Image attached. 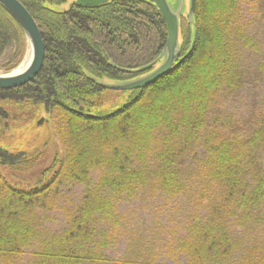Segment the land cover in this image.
I'll use <instances>...</instances> for the list:
<instances>
[{
  "label": "trees",
  "instance_id": "16d2710c",
  "mask_svg": "<svg viewBox=\"0 0 264 264\" xmlns=\"http://www.w3.org/2000/svg\"><path fill=\"white\" fill-rule=\"evenodd\" d=\"M18 1L45 55L32 81L0 90V137L43 106L58 157L28 189L0 174V264H264V106L240 118L235 105L246 85L264 89V0H195L181 63L128 91L103 83L152 70L134 73L166 43L155 6ZM26 46L0 9V70L16 68ZM105 91L116 96L107 110ZM23 158L0 148L2 167L24 168ZM170 205L184 217L172 235L159 221ZM144 215L156 232L135 221Z\"/></svg>",
  "mask_w": 264,
  "mask_h": 264
},
{
  "label": "rangeland",
  "instance_id": "374dc122",
  "mask_svg": "<svg viewBox=\"0 0 264 264\" xmlns=\"http://www.w3.org/2000/svg\"><path fill=\"white\" fill-rule=\"evenodd\" d=\"M73 1L74 0H67L64 4ZM54 8L55 7H52V9ZM59 8H61L59 11L64 10L66 8V4L65 6L63 5ZM186 18L187 16L185 14L180 18V31L186 23ZM27 52L28 46H26L21 63L11 71L6 72L4 70H0V74H8L16 70L25 60ZM114 96L115 94L111 92L105 91L102 93L100 98L105 102L103 107L106 110L111 107V102L116 97ZM236 101L238 102L235 103V105L239 107L237 112L238 117L250 118L253 116L254 112H259L260 108L264 106V89L259 86L255 88L251 85H246L240 92ZM232 110L233 103L227 107V112ZM24 113L19 115V117L14 120L13 125L9 126L7 129L6 127L3 128V132L0 137V148L22 155V157H24L23 159H28V166H25L24 168L17 166L11 168L0 166V174L13 186L28 189L34 187L38 183L42 184L44 181H42L41 178L45 180V172H48V175H50L49 169L51 168L54 159L58 157V147L56 142L51 137L49 121V119L51 120V117L46 114L44 107L41 106L36 108V111L30 115H24ZM43 117L47 119L48 125L46 126L45 124L37 127L36 123ZM168 209L171 211L166 210L165 213L162 214L164 218H159V221L163 224V227L167 229L166 232H170L172 235L171 232L173 231L171 230V227L175 226L177 223L180 225V222L184 221V217L183 215L181 217L173 205H170V208ZM168 215H171L173 219L171 223L167 221L166 216ZM137 216L139 215L137 214ZM153 220L154 218L152 215H144V217L140 220L139 218L135 219L138 224L140 221L143 224L142 227L145 229L143 232H156L153 231L155 226ZM157 232L165 231L158 229ZM176 233L175 236H177ZM168 262H172V259L168 260Z\"/></svg>",
  "mask_w": 264,
  "mask_h": 264
},
{
  "label": "water",
  "instance_id": "95a60500",
  "mask_svg": "<svg viewBox=\"0 0 264 264\" xmlns=\"http://www.w3.org/2000/svg\"><path fill=\"white\" fill-rule=\"evenodd\" d=\"M112 0H74L69 8L75 6L83 9H98L108 5ZM155 6L161 14L167 29V39L158 60L134 73L151 70L144 76L122 84H104L103 87L112 91H128L141 89L169 73L172 68L181 63L180 58V18L185 14L190 25L193 24L195 0H146ZM0 9L6 11L22 30L31 52L28 65L21 71L14 70L8 74H0V90L15 89L32 81L39 73L45 55L44 42L40 30L26 8L18 0H0ZM41 118L37 125L41 126Z\"/></svg>",
  "mask_w": 264,
  "mask_h": 264
},
{
  "label": "bare ground",
  "instance_id": "6f19581e",
  "mask_svg": "<svg viewBox=\"0 0 264 264\" xmlns=\"http://www.w3.org/2000/svg\"><path fill=\"white\" fill-rule=\"evenodd\" d=\"M31 59V52L30 49L28 48V52H27V56L25 58V60L22 62V64L16 69V70H23L25 68L26 65H28L29 61Z\"/></svg>",
  "mask_w": 264,
  "mask_h": 264
}]
</instances>
